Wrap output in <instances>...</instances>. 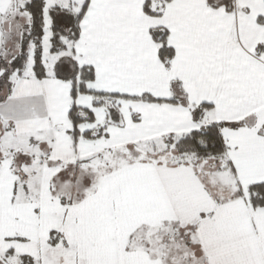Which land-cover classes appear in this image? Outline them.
<instances>
[{
  "label": "snow or ice",
  "instance_id": "1",
  "mask_svg": "<svg viewBox=\"0 0 264 264\" xmlns=\"http://www.w3.org/2000/svg\"><path fill=\"white\" fill-rule=\"evenodd\" d=\"M0 264H264V0H0Z\"/></svg>",
  "mask_w": 264,
  "mask_h": 264
}]
</instances>
